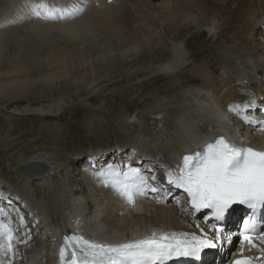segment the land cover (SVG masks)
<instances>
[{
	"label": "bare ground",
	"instance_id": "1",
	"mask_svg": "<svg viewBox=\"0 0 264 264\" xmlns=\"http://www.w3.org/2000/svg\"><path fill=\"white\" fill-rule=\"evenodd\" d=\"M38 3L52 10L71 11L76 6L85 10L58 20L26 15L29 6ZM144 22L147 25L143 27ZM126 23L133 27L127 34ZM202 31H206L204 38ZM9 41L17 49L5 57ZM35 46L42 52L29 56V61L23 50ZM2 60L7 66L0 62V100L17 99L24 94L22 86L31 85V90L36 84L54 82L56 75L63 73V83L57 87L65 91L50 104L24 106L26 113H58L66 105L64 97L72 103L75 88L87 91L99 85L108 94L118 92L125 104L138 106L130 115L128 111L113 112L109 122L100 117L102 98L97 97L92 116L87 121L70 122L66 136L58 130H45L42 140H0V161L6 164L0 171V205L23 201L37 222L33 244L19 248V264L46 263L53 251L56 258L68 227L79 228L91 241L104 244L142 238L152 231L214 238L213 224L192 218L176 205L179 191L166 196L164 203L149 192L129 206L104 185L97 172L120 160L141 170L145 163L161 172L175 169L185 152L219 133L264 147L263 117L251 103L255 99L259 105L264 103V0H0ZM28 63L31 66L27 67ZM163 72L174 77L150 88V79L133 83L136 74L142 77L147 73L151 78ZM55 97L36 99L44 103ZM249 104L251 107L245 108ZM244 116L255 123H247ZM120 120L124 127L118 129ZM104 122L109 131L103 130ZM145 123L147 132L142 129ZM81 129L102 143L75 149L71 142ZM137 159L142 161L130 163ZM30 162L41 163L45 170L31 175L18 171V166ZM160 189H167V184ZM234 214L243 217L244 207L236 206ZM2 225L0 221V264H7ZM225 236L227 232L221 233L218 246L206 249L201 261L184 264L227 261L237 238ZM262 241L237 246L231 257L248 256L260 264L264 256L257 248L264 245Z\"/></svg>",
	"mask_w": 264,
	"mask_h": 264
},
{
	"label": "snow or ice",
	"instance_id": "2",
	"mask_svg": "<svg viewBox=\"0 0 264 264\" xmlns=\"http://www.w3.org/2000/svg\"><path fill=\"white\" fill-rule=\"evenodd\" d=\"M41 7L49 10L42 12ZM84 10L82 6L68 11L52 10L48 5H31L26 15L58 20L72 18ZM246 107H251V104ZM243 118L247 123H255L248 116ZM97 176L129 206L136 205L137 197L147 196L149 191H159L158 187L148 183V176L142 173L140 167L111 165L99 170ZM167 182L187 193L192 209L197 212L210 209L220 221L234 205H246L252 210L264 209V151L251 146L238 147L220 137L208 143L203 151L185 155L178 173L172 175L169 172ZM244 226L247 229L249 221L245 220ZM2 227L7 238V249L11 251L13 231L8 225ZM223 232V227L214 228L213 239L207 238V234L198 236L188 232L152 231L150 235L118 244L97 243L83 236H74L72 240L83 246L81 251L85 257H92L91 264H169L178 258H191L199 262L205 249L218 246ZM261 238L264 239V236ZM244 239L250 241L251 237L245 235ZM63 255L64 249H61ZM76 255L74 249L73 264H77ZM235 264H250V261L237 260Z\"/></svg>",
	"mask_w": 264,
	"mask_h": 264
},
{
	"label": "rangeland",
	"instance_id": "3",
	"mask_svg": "<svg viewBox=\"0 0 264 264\" xmlns=\"http://www.w3.org/2000/svg\"><path fill=\"white\" fill-rule=\"evenodd\" d=\"M145 25H147V23H145V22L142 23L143 27ZM130 28H133V27H131L128 23H126L125 24L126 30H124V32L127 34L131 30ZM136 35H137V33H136ZM202 38H204V37H202ZM7 43H9V44H7V45L5 44L7 46V47L5 46L6 48L4 50V56L5 57L8 56L9 54H13V51H15L17 49V46L14 43H12V41H9ZM8 46H9V48H8ZM15 47H16V49H15ZM36 49L41 50V48L39 46H35L32 49L23 50L22 55L25 54V56H27L29 58V61H30L31 59L29 56L34 55L33 56V58H34L35 56H39L38 53L41 54L42 50L41 51L38 50V52H37ZM138 49H139V47H138ZM30 53H31V55H29ZM0 62H1L2 67L7 66V61L5 62L2 60ZM28 64H27V67L31 66V63L29 65ZM31 68H32V70H35L34 66ZM168 74H165L163 72V73L156 74L151 78H149L150 75L147 73L144 74V76H142V77L140 75L136 74V76H135L136 81L133 83H136L137 81L139 83H142V82H146L150 79L149 84H147V87L150 88V87H152L153 84H156V85L157 84H164V82H167L168 80H171L172 77H174V76H172L173 74L170 73L169 76H168ZM31 75L33 76L35 74L31 73ZM62 75H63L62 72L57 74L56 77L54 78V82H52V83H47L46 85L36 84L33 87L34 89L32 88L31 90H29L31 88V85L30 86L29 85L28 86H26V85L22 86L21 88L25 89L26 91L25 90L22 91V94L23 93L24 94L20 96L21 98L19 97L17 99H12L10 101L5 100V99L0 100V140L1 139L13 140L16 138L18 140H22L21 143H27L29 141H35V140H42L41 139L42 135H43L42 133L45 130H47L45 132L49 131L50 133H54L57 130H58V132L62 131L61 133L59 132V134H61V135L64 134L66 136V132L69 130V123L70 122H78L79 123L81 120L87 121L88 118L90 116H92V114L95 112V109L93 108V106L98 104L97 99H96L97 97L102 98V106L103 107H101L102 109L100 110L99 114H100V117H102L105 121L107 120L110 122L111 120H113V112H118V113L120 112L119 114H122V113L128 111V113H126V114L130 115L134 111H136V108H138V106L134 105V104H125V103H127L124 100L125 98L123 99V97L118 92H113L111 94H108L107 91H104V89H102L101 86L99 85V86L95 87L96 89L92 88L90 90L88 89L87 91H85L83 88L81 90H77V88H75L76 94H74V96H73L74 100L72 101V103L69 105L67 102L68 100L64 97V100L66 101V105L58 113L54 112V113H46L44 115H38V114L36 115V114H29V113H26L25 111H23L22 108L26 105H42V104L47 105V104L52 103L55 99H57L58 97H55V96H57L58 93L65 91V90L62 91V88H60V86L57 87L58 85L63 83L64 78ZM179 82H181V81H179ZM118 87H119V85H118ZM35 89H37V91ZM43 90H45L44 91L45 93L43 92ZM123 92H125V88L121 89V93H123ZM31 93H32V95H31ZM36 93L38 94L39 97L40 96L41 97H49L52 95L55 98L52 100L51 99L46 100L43 103V101L36 99V98H39L36 95ZM34 99H36V100H34ZM40 103H42V104H40ZM112 104H113V106H111ZM117 104H119L118 107H117ZM102 110H103V112H102ZM101 113H102V115H101ZM103 114H105V115L103 116ZM48 126H50V128ZM103 126H105V127H103ZM53 127H54V129H53ZM102 128L104 131H109L108 125L106 124V122L103 123ZM83 132L84 131H82V129H81L79 136L76 137L74 139V141L71 142V144L74 146L75 149H81L82 150V149L97 146V144L102 143L100 141L101 139L99 140L98 138L91 137L90 135H88V134L86 135ZM67 138H70V137L67 136ZM22 146H25V145H22ZM70 146L71 145H68V146L66 145V147H68V148ZM21 150H24V148H22ZM2 158L0 157V159H2ZM2 161L3 160L0 161V171H2L6 165L5 163H2ZM94 242H96V241H94ZM67 252L69 253V251H67Z\"/></svg>",
	"mask_w": 264,
	"mask_h": 264
},
{
	"label": "water",
	"instance_id": "4",
	"mask_svg": "<svg viewBox=\"0 0 264 264\" xmlns=\"http://www.w3.org/2000/svg\"><path fill=\"white\" fill-rule=\"evenodd\" d=\"M201 34L203 36L206 35V31H202ZM119 124H120V129L124 127L123 121H120ZM143 130L146 131V132L149 131L148 125L146 123L143 126ZM33 164L34 163H27V164H24V165H20V166L17 167V169L19 171L23 172V173H28L31 170Z\"/></svg>",
	"mask_w": 264,
	"mask_h": 264
}]
</instances>
